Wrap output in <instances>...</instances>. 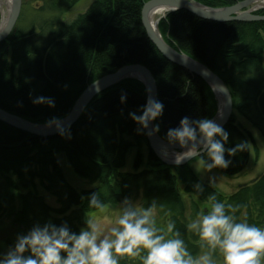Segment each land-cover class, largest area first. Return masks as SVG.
Masks as SVG:
<instances>
[{"label": "trees", "instance_id": "16d2710c", "mask_svg": "<svg viewBox=\"0 0 264 264\" xmlns=\"http://www.w3.org/2000/svg\"><path fill=\"white\" fill-rule=\"evenodd\" d=\"M22 1L14 29L0 43V108L46 124L67 115L88 84L122 66L140 64L153 73L158 100L164 105L162 117L155 121L163 139L167 140L168 129L178 127L182 117L205 118L204 82L168 61L145 33L141 11L148 0H95L69 23L63 22L61 16L80 0H35L29 15H25L26 0ZM195 1L222 7L241 0ZM159 27L163 36L169 29L168 38L176 46L192 52L226 80L234 106L264 137V84L260 86L257 76L264 74V21H211L180 10L162 19ZM251 59L261 65L253 78ZM145 92L143 84L134 79L112 87L92 100L64 135L41 137L0 121V219L11 220L25 233L34 224L49 221L57 225L67 221L72 231L79 232L88 213L97 210L88 204L90 193L95 192L105 205L140 192L143 208L153 201L157 205L156 226L162 228L161 224L167 226L169 220L174 221V231L180 232L195 257L207 248L202 249L198 236L186 228V206L178 188L182 184L185 193L201 202H212L209 197L214 196L226 205H239L234 213L238 221L242 217L264 227V173L224 195L197 177L190 165L163 163L148 143L145 168L139 170L143 158L141 147L137 146L135 170L121 171L133 145L124 134H141L147 139L145 130L138 131L140 126L129 116L130 112L141 113ZM122 94L127 95L125 103H121ZM41 96L52 98L55 106L34 104L33 100ZM224 128L229 132L226 147L247 141L244 151L230 157L232 164L227 169L216 168L234 175L247 164L244 158L249 154L248 138L252 137L237 120H230ZM58 153L66 155L76 174L98 184L78 191L66 180ZM200 158L207 160L206 153ZM36 180L57 199L59 207L49 205L31 189ZM197 182L203 185V192L193 188ZM191 211L193 216L200 212L195 200ZM119 264L141 261L125 254Z\"/></svg>", "mask_w": 264, "mask_h": 264}, {"label": "clouds", "instance_id": "9594fccd", "mask_svg": "<svg viewBox=\"0 0 264 264\" xmlns=\"http://www.w3.org/2000/svg\"><path fill=\"white\" fill-rule=\"evenodd\" d=\"M120 100L125 103L127 95L122 94ZM33 103L55 106L52 98L43 96L35 98ZM163 112V103L149 96L141 113L130 112L129 116L140 126L138 131H142L162 117ZM152 131L158 132L159 125H152ZM60 134H65L64 129H60ZM166 139L183 149L174 156L176 165L206 153L207 160L198 161L197 173L201 168L208 173L216 168L227 169L232 164L230 157L247 148V141L226 147L229 132L209 118L182 117L178 127L168 129ZM214 180V176L208 177L210 185H214ZM193 188L198 192L204 190L200 182ZM209 199L212 202L207 212L197 213L186 225L188 231L198 236L200 247L207 248L195 257L180 238V232L174 231V221H168L166 230L156 226L155 201L141 208L125 197L107 233L95 217H86L79 232L72 231L67 221L59 225L51 221L36 223L26 233L17 234L7 252L0 253V264H119L125 254L139 257L141 264H217L214 258L217 252L222 264H264V227L250 224L246 219L238 221L234 213L239 205H226L214 196ZM88 204L101 212L105 210L95 192L88 195Z\"/></svg>", "mask_w": 264, "mask_h": 264}, {"label": "water", "instance_id": "95a60500", "mask_svg": "<svg viewBox=\"0 0 264 264\" xmlns=\"http://www.w3.org/2000/svg\"><path fill=\"white\" fill-rule=\"evenodd\" d=\"M250 0L238 2L233 6H227L222 8L215 7H207L203 6L200 3L192 2L189 0H149L146 1L142 7V22L146 28L147 34L149 38L163 51L165 56L173 62L179 63L181 65H185L194 71L197 75L202 76L206 80H208L212 85H214L223 95L222 109H221V117L216 120L217 123L224 126L229 120V117L233 111V101L232 95L222 79L217 77L208 67L202 65L200 63H194L191 59L187 57L180 56L177 52H175L172 48H170L162 38V35L158 31V27L150 23L149 15L150 13L158 8V7H168L170 10L176 11L178 9H187L203 18L211 19L214 21L225 22L231 20H243V21H253V20H263L264 17L251 14L250 12H244L242 15H236L237 12ZM22 8V0H12L11 10L8 14L7 22L4 28L0 27V43L5 41L12 30L14 29ZM167 14V13H166ZM166 14L163 16L165 17ZM2 15V14H1ZM2 19V18H1ZM1 25V22H0ZM135 75H143L145 82L147 83V96H151L154 99H157L158 95V87L156 81L151 74V72L143 65L140 64H131L126 65L123 68L119 69L117 73L112 75H106L100 80L96 81L88 85L85 90L80 94V96L75 101L74 106L71 109L69 115L67 114L65 118L62 120H58L54 123L49 124H39L33 123L29 120L24 119L23 117L10 113L2 108H0V121L10 124L14 127H17L23 131L28 133L41 136V137H51L56 136L60 133V129H64V131L74 124L78 118L81 116L82 112L85 110L86 106L91 102V100L100 92L106 90L111 85L117 82V79L120 77H132ZM147 97V98H148ZM152 125H154V121H152L146 130L147 139L149 142L150 148L157 154V156L169 166H180L185 164L188 160H184L180 165H176L174 161L169 160L167 157H164L160 154L163 150H180L178 144L172 145L169 144L166 140L160 137L157 132L152 131ZM59 126V127H58ZM152 133L149 135V133ZM203 153V152H202ZM201 153V154H202ZM200 154V155H201ZM199 156V155H198Z\"/></svg>", "mask_w": 264, "mask_h": 264}, {"label": "rangeland", "instance_id": "374dc122", "mask_svg": "<svg viewBox=\"0 0 264 264\" xmlns=\"http://www.w3.org/2000/svg\"><path fill=\"white\" fill-rule=\"evenodd\" d=\"M94 2V0H80L76 3L75 6H73L69 11L62 14V21L69 23L73 21L78 15L83 14L88 7ZM26 7H25V15H29V13L32 11L30 10L33 6L36 5L35 0H26ZM23 5V1H22ZM22 10V8H21ZM1 22V19H0ZM236 114V113H235ZM239 120H237L238 123L241 125H244L245 128L249 129L251 133L253 134L258 147L260 148V155L258 160L252 159L247 167L244 169V171L240 175L230 176L226 175L216 169H213L211 173H208L204 171L201 168L200 173H197L196 168L199 166L198 161L200 159H194L191 163V167L194 170L197 177H199L202 181L208 182L209 176H214V186L218 188L219 191H221L224 195H230L237 191L242 184H246L247 182L253 180L255 177H257L261 171H264V138L261 132L255 128L248 120L244 119L242 116L236 115ZM48 124V123H47ZM155 124V121H154ZM146 146V145H145ZM146 151V155L148 154V148L144 149ZM134 154L135 150L132 149L128 156L126 165L124 166V171H134ZM57 158L59 160V163L61 165V168L63 170V174L65 175L66 180L75 187L78 191L82 189H89L96 186L98 183H93L90 180L81 177L80 175L76 174L74 169L72 168L70 162L68 161L66 155L64 153H58ZM14 179L15 176H12ZM179 191L185 201L186 211L185 216L190 223L193 219L196 218V216H193L191 211V202L197 201L200 212L199 213H206L208 208L211 205V202H201L194 198L192 195L187 194L184 192V186L182 184H178ZM32 190L36 191L40 195H42L46 202L54 207H59V203L57 202V199L50 193L49 190L45 188L43 184L40 183L39 180H36V185H34ZM132 202L137 205L138 207H142V195L140 192L134 194L132 197H130ZM121 201H119L116 204H105L104 205V211L101 212L100 209L90 211L88 213V217H95L100 224V227L104 233H107V230L113 226L112 222L115 219L116 215L119 214L121 210ZM17 205H18V200ZM157 217V213L155 210V219ZM241 221H243L242 217ZM158 219V218H157ZM255 224H259L258 221H255ZM260 226V225H259ZM83 227V226H82ZM162 229L166 230V225L161 224ZM263 227V226H260ZM25 233L24 230L19 226L15 225L11 220L7 218H1L0 219V250L5 253L7 252L9 246L13 245L16 239L17 234ZM206 252V251H205ZM204 253V252H203ZM202 253V254H203ZM201 255V254H200ZM214 258L217 261V264H222L221 257L219 256V253H214Z\"/></svg>", "mask_w": 264, "mask_h": 264}, {"label": "bare ground", "instance_id": "6f19581e", "mask_svg": "<svg viewBox=\"0 0 264 264\" xmlns=\"http://www.w3.org/2000/svg\"><path fill=\"white\" fill-rule=\"evenodd\" d=\"M95 1V0H94ZM149 1V0H148ZM189 1H192V2H197V1H195V0H189ZM242 1H247V0H241V1H238V2H242ZM238 2H235L234 4H231V5H229V6H233V5H235V4H237ZM197 3H200V2H197ZM201 5H203V6H207V5H205V4H203V3H200ZM11 5H12V0H0V13L2 14V19H1V25H0V27L1 28H4V26L6 25V22H7V18H8V14L10 13V10H11ZM76 5V4H75ZM74 5V6H75ZM208 7V6H207ZM210 7V6H209ZM222 7H225V6H222ZM222 7H217V8H222ZM180 10H185V11H187V12H189L190 14H192V15H194V16H196V17H198V18H202V19H205V20H211V19H207V18H203V17H201V16H199V15H197V14H195V13H193V12H191V11H189V10H187V9H178V10H176V11H180ZM173 12H175V11H173ZM171 10H170V8H168L167 6L166 7H158V8H156V9H154L151 13H150V15H149V21H150V23L153 25V27H155V26H157L158 27V31H159V33L162 35V31H161V29H160V27H159V22L162 20V19H164V18H166L169 14H171V13H173ZM244 12H250L251 14H257V15H260V16H263L264 17V0H250V1H248L241 9H240V11L239 12H237L236 14H235V16L236 15H242ZM167 13V14H166ZM166 14V16L165 17H163L164 15ZM211 21H214V20H211ZM231 21H237V22H254V21H261V22H263L264 21V19L263 20H253V21H243V20H239V19H237V20H231ZM225 22H228V21H225ZM141 23H142V25H143V28H144V30H145V33H146V35L148 36V34H147V31H146V28H145V26H144V24H143V22H142V11H141ZM164 35L165 36H163L162 35V38L164 39V42L170 47V48H172L175 52H177L180 56H182V57H187V58H189V59H191L194 63H200V64H202V65H205L206 67H208L206 64H204L202 61H200L198 58H196V57H194L193 55H192V52H190L189 50H187L186 49V51H185V48H184V50L183 49H181L180 47H178V46H176L173 42H172V40L171 39H169L168 38V35H169V29L168 30H166L165 31V33H164ZM148 38H149V36H148ZM150 39V38H149ZM151 40V39H150ZM152 41V40H151ZM152 43L156 46V48L158 49V51L168 60V61H170V62H172L173 64H175V65H177V66H180V67H182V68H184V69H186V70H188L192 75H194V76H198L204 83V89H203V93H204V102H205V118H207V117H209L210 119H214V120H218V119H220V117H221V109H222V102H223V95H222V93L214 86V85H212L208 80H206L205 78H203L202 76H199V75H197L194 71H192L190 68H188L187 66H185V65H181V64H179V63H176V62H173V61H171L170 59H168L167 58V56H165V54L163 53V51L161 50V49H159V47L152 41ZM250 64L251 65H253L254 66V72L255 73H253L251 76H250V78H253L256 74H258V69H260L259 68V66H261L259 63H257V61L255 60V59H251V61H250ZM259 65V66H258ZM126 66V65H125ZM144 66V65H143ZM124 66H122V67H120V68H118L116 71H114V72H111V73H108V74H106V75H112V74H115V73H117V71L119 70V69H121V68H123ZM146 67V66H145ZM262 67H264V51H263V57H262ZM147 68V67H146ZM215 75H217V77H219L220 79H222V81L224 82V84L226 85V87L228 88V90L230 91V93H231V95H232V89H231V87H230V85L226 82V80H224L223 78H222V76L220 75V74H217L216 72H214L210 67H208ZM148 69V68H147ZM149 70V69H148ZM150 71V70H149ZM151 72V71H150ZM151 74L153 75V73L151 72ZM106 75H103V76H101L100 78H98V79H96L95 81H93L92 83H95L96 81H98V80H100L101 78H103L104 76H106ZM258 76V78L260 77V86H263L262 84H264V74H258L257 75ZM153 77H154V75H153ZM128 79H134V80H137V81H139L140 83H142L143 84V86H144V88H145V90H146V92H145V103H146V100H147V83L145 82V80H144V77H143V75H134L133 74V76L132 77H120V78H118L117 79V82L116 83H114V85H111L110 87H108L106 90H104V91H102V92H100L99 94H97L92 100H94L97 96H99V95H101L102 93H104V92H106L107 90H109V89H111L112 87H114V86H117V85H119V84H122V83H124L126 80H128ZM154 79H155V77H154ZM156 81V80H155ZM92 83H90V84H92ZM90 84H88V85H90ZM157 84V83H156ZM80 96V95H79ZM78 96V97H79ZM157 99H159V96L157 95ZM77 100V99H76ZM91 100V101H92ZM232 101H233V111H232V114H231V116L229 117V121L223 126V127H225L229 122H230V120H239L238 118H237V116L236 115H238V116H242L240 113H239V111L236 109V107L234 106V100H233V97H232ZM75 104V103H74ZM74 104H73V106H74ZM72 106V107H73ZM88 106V105H87ZM86 106V107H87ZM72 109V108H71ZM71 112V110L68 112V115H69V113ZM236 113V114H235ZM20 116V115H19ZM22 117V116H21ZM66 117V115L65 116H63V117H61L60 119H57V120H55V121H52V122H49V123H54V122H56V121H58V120H62L63 118H65ZM244 119H246L244 116H242ZM24 119H26L25 117H23ZM26 120H28V119H26ZM247 120V119H246ZM30 121V120H29ZM32 122V121H31ZM34 123V122H33ZM48 123V124H49ZM238 123V122H237ZM7 124V123H6ZM8 125H10V124H8ZM10 126H12V125H10ZM243 126V128L246 130V131H248V133H250V135H251V137H252V139H250V138H248V143H249V154H248V156L246 157L245 156V158L244 159H246V161H247V164L245 165V167L241 170V171H239L238 173H236V174H234V175H230V176H235V175H240L243 171H244V169L247 167V165L249 164V162L252 160V159H254V161L255 160H258V158H259V155H260V148L258 147V144H257V142H256V140H255V138H254V136H253V134L251 133V131L249 130V129H247V128H245L244 127V125H242ZM12 127H14V126H12ZM14 128H16V129H19V128H17V127H14ZM19 130H21V129H19ZM145 130V129H144ZM31 134V133H30ZM132 133H130V134H127V133H125L124 134V137H125V139H127V140H129L130 142H132L133 143V145H132V147L128 150V152H127V154H126V160H125V164H124V166L126 165V161H127V156H128V154H129V152L132 150V149H134L135 150V154H134V159H135V157H136V155H137V153H138V150H139V147H141L140 148V151H141V153H142V158H143V167H141L139 170H142V169H144L145 168V166H146V162H147V160H148V157H147V155L145 154L146 153V151L144 150V149H146V147L149 149V147H148V145H149V142H148V139H146V141H145V139H144V137L142 138V135L140 134L138 137H136V136H134V135H131ZM34 135V134H33ZM145 135H146V130H145ZM146 138H147V135H146ZM264 138V137H263ZM165 140V139H164ZM167 141V140H166ZM146 143H148V145H146ZM146 145V146H145ZM137 146H139V147H137ZM54 150H56V148H54ZM177 152H180V150H176V149H174V150H163L160 154H162L164 157H167L168 155V159L169 160H171V161H174V156H175V154L177 153ZM155 153V152H154ZM156 154V153H155ZM203 154V153H202ZM201 154V155H202ZM157 155V154H156ZM201 155H199V156H195V157H192V158H190V159H188L186 162H185V164H188V165H190V167H191V163H192V161L194 160V159H201L200 158V156ZM158 157V156H157ZM159 158V157H158ZM160 159V158H159ZM161 160V159H160ZM162 161V160H161ZM163 162V161H162ZM164 163V162H163ZM185 164H183V165H185ZM42 165H44V163H42ZM124 166L121 168V171H123V172H129V171H124ZM173 166V165H172ZM192 168V167H191ZM135 170V169H134ZM130 172H132V171H130ZM263 173H264V171H261V173L257 176V177H255L253 180H251V181H249V182H247V184L248 183H252V182H254L257 178H259L260 176H262L263 175ZM215 187V186H214ZM217 188V187H216ZM218 189V188H217ZM157 213V212H156ZM87 217H88V215H87ZM157 218H158V216L156 217V219H155V221L157 220Z\"/></svg>", "mask_w": 264, "mask_h": 264}]
</instances>
